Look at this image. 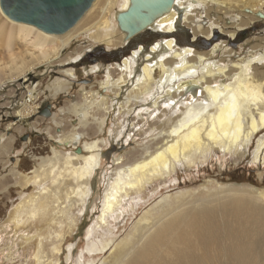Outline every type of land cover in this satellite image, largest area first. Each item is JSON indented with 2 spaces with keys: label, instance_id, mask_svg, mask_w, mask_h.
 <instances>
[{
  "label": "bare ground",
  "instance_id": "6f19581e",
  "mask_svg": "<svg viewBox=\"0 0 264 264\" xmlns=\"http://www.w3.org/2000/svg\"><path fill=\"white\" fill-rule=\"evenodd\" d=\"M207 3L224 9L232 5L264 19L259 0H173L171 10L147 28L166 39L147 51L140 46L130 57L123 58L119 64L121 73L114 82L105 71L106 76L101 80L103 88H120L126 83V76H130L135 61L142 58L143 65L131 95L136 100L153 98V113L164 108L173 125L160 148L152 153L146 151L140 161L119 168L110 178L100 214L86 234L84 251L87 255L82 251L76 264H93L92 255L107 252V259L100 264H258L264 260V191L228 188L208 193L203 198L180 193L173 203L163 198L156 209L144 214L132 232L115 247L112 240L105 237L109 221L126 211L131 196L141 194L160 180L170 179L172 174H177V168H190L205 162L214 151L234 155L264 131V80H254L250 63H235V73L228 79L232 70L215 67L205 55H196L191 48L184 47L179 51L175 47L172 37L177 22L188 24L192 13ZM129 6L130 0H94L81 19L61 35L47 34L32 25L14 22L0 8V56L7 57L8 64L11 63L5 71L1 68L3 59L0 58V85L25 78L37 66L55 61L82 35L88 34L96 42L107 39L109 44L117 14L125 12ZM201 29V26L196 28L198 32ZM195 39L193 35L187 40L193 44ZM216 51L217 46H214L209 54ZM195 56L196 64H192L189 60ZM258 63L262 64V61L258 60ZM97 69L95 66L92 70ZM67 77L75 78L73 70L67 71ZM35 93L34 89L27 91L25 103L29 108ZM97 96L93 92L83 99L82 105L73 106L71 112L77 125L83 124L97 105L106 106L103 97H99L97 103L92 100ZM176 96L181 98L179 106L174 102ZM23 113L18 111L15 117L23 120ZM177 113L179 115L173 117ZM75 134L64 137L62 144L76 147L80 136ZM100 155L98 142L85 143L80 156L62 157L50 147V156L39 163V168L33 167L30 173L24 174L25 185L38 190L37 198L27 201V220L47 212L50 204L58 203L56 194L49 203L46 196L42 199L41 195L48 191L47 182L58 185L65 177L75 184L69 194L66 191V200L70 203L72 198L76 199L66 208L69 211L76 204L82 208L90 197L89 181L100 167ZM261 156L264 165V138L257 143L254 160ZM69 222L68 227L72 229L75 221ZM56 239L60 242L64 238L56 235ZM52 252L58 253V246L53 247ZM69 257L70 254L68 261ZM33 258L36 264H57L47 259L41 242L37 244Z\"/></svg>",
  "mask_w": 264,
  "mask_h": 264
},
{
  "label": "rangeland",
  "instance_id": "374dc122",
  "mask_svg": "<svg viewBox=\"0 0 264 264\" xmlns=\"http://www.w3.org/2000/svg\"><path fill=\"white\" fill-rule=\"evenodd\" d=\"M193 13L188 24L177 22V27L186 32L183 33L187 35L185 41H189L188 37L191 39L193 35L196 36L194 48H188L194 50L196 55H205L215 67L232 70L228 79L235 73V63H250L254 80H264V19H258L232 5L229 9H224L211 3ZM197 26H201L200 32L196 30ZM111 31L113 36L109 44L107 39L96 42L88 34L82 35L64 49L55 61L37 66L25 78L0 85V264H36L33 256L39 242L49 261L76 264L81 252L85 254L86 234L100 214L103 194L110 178L119 168L140 161L146 151L152 153L160 148L173 125L164 108L160 107L161 111L153 113V98L136 100L131 95L143 65L142 58L135 61L130 76H126V83L120 88H103L101 85V80L106 76L105 71H108L113 82L121 73V65L114 60L116 56H104L102 59L105 63L100 64H91L84 58L91 50L102 49L113 53L125 47L127 41H124L125 35L119 30L117 23ZM164 39L166 38L144 35L143 39H139L138 45H154ZM201 40L209 42V45ZM180 42L176 44L175 41V47L179 51L187 47L183 45L184 42ZM134 44L129 43L131 49ZM214 46H217V51L209 54ZM126 57L130 55L127 54ZM0 58L3 59L1 68L7 71L9 59ZM196 60L195 56L189 61L196 64ZM95 66L98 69L93 71ZM68 70H73L74 79L67 77ZM32 89L36 93L29 108L25 101L28 100L27 91ZM93 92L98 96L92 100L97 103L103 97L106 106L97 105L86 121L77 125L71 110L74 105H82L83 99ZM180 101L179 96L174 98L177 106ZM18 111H24L23 120L15 117ZM178 115L179 113L174 114L173 117ZM74 133L80 136L77 146H64V137ZM263 138L264 131L234 155L214 151L205 162L190 168H177V174H172L170 179L160 180L141 194L131 196L128 205L124 207L126 211L109 221L105 237L110 238L115 247L132 232L144 214L156 209L163 198L173 203L180 193H188L192 198H203L208 193L228 188L264 191L262 156L261 159L254 160L257 143ZM91 142H98L100 147V167L89 181L90 197L85 205L82 208L77 204L72 205L68 211V204L74 203L76 199L72 198L69 203L66 191L69 194V189L75 188V184L65 177L58 185L47 182L45 186L48 191L41 195L42 199L46 196L49 203L56 194L58 203L50 204L47 212H41L38 217L27 220V201L30 198L33 200V197L36 199L38 190L25 185L24 176L33 167L39 168V163L50 156V147L62 157L80 156L83 154V145ZM115 159H119L118 162ZM77 163L78 161L74 162V165ZM58 211L66 213L62 215ZM71 219L75 221V226L69 229ZM56 235H62L63 241L59 242ZM55 246H58V253L52 252ZM108 255L109 252L92 255L93 264H100ZM258 264H264V260H260Z\"/></svg>",
  "mask_w": 264,
  "mask_h": 264
},
{
  "label": "water",
  "instance_id": "95a60500",
  "mask_svg": "<svg viewBox=\"0 0 264 264\" xmlns=\"http://www.w3.org/2000/svg\"><path fill=\"white\" fill-rule=\"evenodd\" d=\"M9 1L12 0H0V8L12 21L32 25L47 34L61 35L81 19L94 0H17L15 10L8 13L4 4ZM172 6L173 0H130L129 8L117 14L116 22L128 41L140 33L149 32L150 24L169 12ZM256 17L263 19L259 15ZM177 26L178 23L176 29L186 33ZM201 42L209 45L207 41ZM183 45L194 48L187 41Z\"/></svg>",
  "mask_w": 264,
  "mask_h": 264
},
{
  "label": "flooded vegetation",
  "instance_id": "af4514ba",
  "mask_svg": "<svg viewBox=\"0 0 264 264\" xmlns=\"http://www.w3.org/2000/svg\"><path fill=\"white\" fill-rule=\"evenodd\" d=\"M16 1L17 0H12V1H9V2H7V3L4 4V8H5V10L8 13H10L13 10H15L14 8H15ZM144 35H150V36H156V37H158L155 32L154 33H151L150 30H149V33L146 31V32L140 33L137 36H135L134 38L128 40L126 42V46L123 47V48L118 49L116 52L111 53V52H108V51H102V49L91 50L90 52H87V54H86V56H85L84 59L85 60H88V62L91 63V64H100L102 62L105 63V60L102 59V58H104V56H106V57L116 56V58H114V57L113 58H114V60H116L117 63L120 64L121 60L123 58H125V56H127V54H129V55L131 54L130 51L132 52L133 50H136L138 47L141 46L140 44L138 45V42H139V39H141V38L143 39V36ZM186 37H187V35L186 34H183L178 29L174 32V38H175V41H176L177 44L181 43L180 41L185 42ZM131 42H133V43L135 42V44L133 46V49H131V47L129 45V43H131ZM152 44H147V45H144V46L142 45L141 47L147 51L148 48H150L152 46ZM98 56H100V57H98Z\"/></svg>",
  "mask_w": 264,
  "mask_h": 264
},
{
  "label": "built area",
  "instance_id": "2783aa9c",
  "mask_svg": "<svg viewBox=\"0 0 264 264\" xmlns=\"http://www.w3.org/2000/svg\"><path fill=\"white\" fill-rule=\"evenodd\" d=\"M259 4L262 7V11L264 12V0H259Z\"/></svg>",
  "mask_w": 264,
  "mask_h": 264
}]
</instances>
